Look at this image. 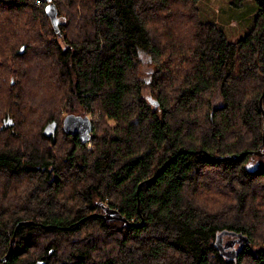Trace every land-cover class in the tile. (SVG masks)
<instances>
[{"label": "trees", "instance_id": "trees-1", "mask_svg": "<svg viewBox=\"0 0 264 264\" xmlns=\"http://www.w3.org/2000/svg\"><path fill=\"white\" fill-rule=\"evenodd\" d=\"M252 1L251 28L230 41L198 0H0V262L31 220L6 264H264V168L252 170L264 155L251 153L264 151V0ZM89 112L86 142L63 130ZM101 203L143 223L106 221ZM237 236L248 241L221 249Z\"/></svg>", "mask_w": 264, "mask_h": 264}, {"label": "rangeland", "instance_id": "rangeland-1", "mask_svg": "<svg viewBox=\"0 0 264 264\" xmlns=\"http://www.w3.org/2000/svg\"><path fill=\"white\" fill-rule=\"evenodd\" d=\"M38 2L39 0H36V3ZM198 10L199 16L202 20L217 23L230 41L242 37L251 28L256 13L255 4L252 0L246 1L240 8L233 7L230 4V0H198ZM141 59V77L144 80V83L148 84L150 81L149 71L151 69L148 64V57L145 54H141ZM142 92L143 96L152 103L150 99V88L148 85L143 87ZM221 103L222 99L220 91L219 89H216L212 95V106L216 107ZM86 116H88L92 122L95 114L89 112ZM92 132L93 127L91 133ZM91 147L92 144L90 141V148ZM262 222H264V219H262Z\"/></svg>", "mask_w": 264, "mask_h": 264}, {"label": "water", "instance_id": "water-1", "mask_svg": "<svg viewBox=\"0 0 264 264\" xmlns=\"http://www.w3.org/2000/svg\"><path fill=\"white\" fill-rule=\"evenodd\" d=\"M259 107L261 109L262 116H263L262 144H263V149H264V110L262 108L261 98L259 99ZM92 127H93L92 122L89 119V117L86 115H77V114H73V113H68L64 116L63 121H62L63 130L68 134L78 136L79 139L83 142H85L89 139L91 131H92ZM54 129H55V127H54ZM251 153L254 155H258V156L264 155V151H261V149H258L256 151H251ZM242 156H244V153H242L240 155L233 154V155H226V156H213L212 159L213 160H233V159L241 158ZM170 159L165 161L159 167V169L156 171V173L154 175L147 178L143 182H152L153 180H155L157 175L163 170L165 164ZM257 168H264V164H261V162L254 163V167L252 168V170L257 169ZM100 205H101L102 212L97 214V215L101 216L106 221H116L117 220V221H122L127 225H135V226H140L143 223L142 220L139 222H136V223H132L129 220H127L117 209L112 208V207H110L106 204H102V203ZM92 215H95V214H92ZM89 216H91V215H89ZM29 223H32V221L31 220H22V221H19L16 223L14 231L10 237L8 249H7L6 253L4 254V256L1 258L0 264H6V261L10 255V253L12 252L14 240H15V231H16L17 227L21 224H29ZM242 240L248 241V238H246L244 236H242V237L237 236V238L227 239L223 243V245L221 246V249L229 248L235 242H237V241L242 242ZM234 255L235 254H233V252H232L229 257H233ZM35 264H42V262L37 261Z\"/></svg>", "mask_w": 264, "mask_h": 264}, {"label": "flooded vegetation", "instance_id": "flooded-vegetation-1", "mask_svg": "<svg viewBox=\"0 0 264 264\" xmlns=\"http://www.w3.org/2000/svg\"><path fill=\"white\" fill-rule=\"evenodd\" d=\"M237 246H238V243H237V242L234 243V244L232 245V247H231V251H233V249L236 248Z\"/></svg>", "mask_w": 264, "mask_h": 264}, {"label": "bare ground", "instance_id": "bare-ground-1", "mask_svg": "<svg viewBox=\"0 0 264 264\" xmlns=\"http://www.w3.org/2000/svg\"><path fill=\"white\" fill-rule=\"evenodd\" d=\"M86 142V141H85Z\"/></svg>", "mask_w": 264, "mask_h": 264}]
</instances>
